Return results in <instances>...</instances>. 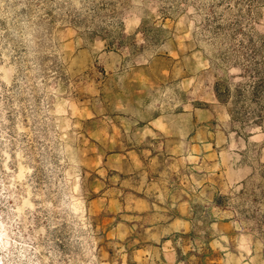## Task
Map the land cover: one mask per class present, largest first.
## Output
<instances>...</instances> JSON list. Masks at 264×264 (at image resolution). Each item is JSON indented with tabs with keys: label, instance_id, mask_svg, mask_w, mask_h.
Here are the masks:
<instances>
[{
	"label": "rangeland",
	"instance_id": "1",
	"mask_svg": "<svg viewBox=\"0 0 264 264\" xmlns=\"http://www.w3.org/2000/svg\"><path fill=\"white\" fill-rule=\"evenodd\" d=\"M255 68L264 0H0V264H264Z\"/></svg>",
	"mask_w": 264,
	"mask_h": 264
},
{
	"label": "trees",
	"instance_id": "2",
	"mask_svg": "<svg viewBox=\"0 0 264 264\" xmlns=\"http://www.w3.org/2000/svg\"><path fill=\"white\" fill-rule=\"evenodd\" d=\"M120 40H122L123 38L127 37V35L124 32H121L119 34ZM255 73L257 74V76L259 77V79L254 81L253 86H251V97L250 100H253L254 103L257 105L256 109L253 110H248L246 108V104H240V106L236 105L235 109H231V114L235 117L238 118H245V117H249V115L254 117V121L256 123H259V125H264V89H261V86H264V78L262 77V72L260 70H258V68H255ZM226 86H224L222 83L217 82L215 85V92L217 97L227 103V98H224V94H222L221 91L225 90ZM259 98V99H258ZM223 196H216L214 199V203L216 205L221 206L222 205V199ZM193 234V231H191L190 233H182V232H177L176 236H181V237H187ZM209 240H206L205 243H208ZM204 252L201 256H199V262L197 264H207V256L211 255L213 253V249L210 246H206L204 248ZM188 254H191L188 253ZM188 258V255H184L181 257V259L185 260Z\"/></svg>",
	"mask_w": 264,
	"mask_h": 264
},
{
	"label": "crops",
	"instance_id": "3",
	"mask_svg": "<svg viewBox=\"0 0 264 264\" xmlns=\"http://www.w3.org/2000/svg\"><path fill=\"white\" fill-rule=\"evenodd\" d=\"M157 121V117H154L151 119V122H155ZM157 129V128H156ZM184 215V214H183ZM183 215H180V216H175V215H171V217L169 218V220L167 221L169 225H174L176 223H181L182 225L184 226H188L190 223H189V218L183 216ZM172 231H179L177 229H174ZM167 239L166 240H170L171 241V238L170 237H166ZM165 240V239H164Z\"/></svg>",
	"mask_w": 264,
	"mask_h": 264
}]
</instances>
